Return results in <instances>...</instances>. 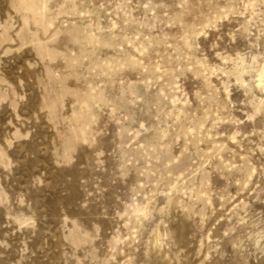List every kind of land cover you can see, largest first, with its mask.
<instances>
[{
    "label": "rangeland",
    "instance_id": "374dc122",
    "mask_svg": "<svg viewBox=\"0 0 264 264\" xmlns=\"http://www.w3.org/2000/svg\"><path fill=\"white\" fill-rule=\"evenodd\" d=\"M0 264H264V0H0Z\"/></svg>",
    "mask_w": 264,
    "mask_h": 264
}]
</instances>
